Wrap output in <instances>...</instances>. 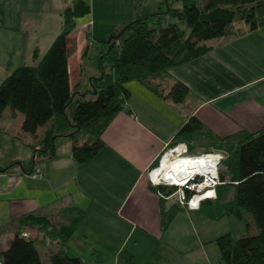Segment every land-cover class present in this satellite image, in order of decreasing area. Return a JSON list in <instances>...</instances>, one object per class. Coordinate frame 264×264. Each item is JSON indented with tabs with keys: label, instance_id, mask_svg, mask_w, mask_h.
<instances>
[{
	"label": "crops",
	"instance_id": "crops-1",
	"mask_svg": "<svg viewBox=\"0 0 264 264\" xmlns=\"http://www.w3.org/2000/svg\"><path fill=\"white\" fill-rule=\"evenodd\" d=\"M138 1L0 0V85L16 69L37 64L61 33L65 11L83 2L89 12L76 20L69 58L71 85L79 90L90 44L114 36L143 9L155 12L166 0H145L141 8ZM162 16L151 21L153 27L157 21L164 25L165 18L174 21L171 14ZM169 73L188 87L185 101L173 104L136 81L127 83L129 108L113 119L102 136L104 149L87 164H76L71 139L59 138L54 156L37 158L27 173L24 166L34 159L41 134L37 139L22 134L23 116H8L0 133V252L14 238L4 230L14 220L39 210L60 220L76 208L85 215L67 254L87 264L222 263L214 243L223 233L225 218L216 219L221 206L210 200L198 211L183 208L176 197L153 189L148 174L192 117L205 130L182 138L193 146L191 155L201 152L209 132L224 137L264 130V26L223 38L211 53ZM24 233L44 241L38 231Z\"/></svg>",
	"mask_w": 264,
	"mask_h": 264
},
{
	"label": "trees",
	"instance_id": "trees-1",
	"mask_svg": "<svg viewBox=\"0 0 264 264\" xmlns=\"http://www.w3.org/2000/svg\"><path fill=\"white\" fill-rule=\"evenodd\" d=\"M175 1H182L183 8L173 9L166 0L164 5L169 7L166 13L183 22L189 35L177 24L164 26L157 21L151 28L149 20L166 13L161 12V7L155 12L143 9L136 19L115 32L112 39L102 41L100 76L92 78V91L84 94L72 87L69 72L71 35L77 18L89 12L83 2L65 11L61 33L37 64L20 67L3 81L0 133L4 132L1 121L8 109L13 117L23 116L22 134L37 137L39 129L51 122L43 141L33 148L34 159L24 166L27 173L32 171L37 158L54 156L55 142L59 138L71 139L76 164L91 162L104 149L102 136L113 119L129 108L131 93L127 83L136 81L164 101L183 103L189 89L170 76L171 69L211 53L223 38L241 37L264 26V0ZM139 3L138 8H141ZM123 31L116 40L115 36ZM105 46H108L107 51H104ZM88 95L95 97L88 99ZM203 129L205 125L199 119L190 118L170 147ZM16 137L25 141L23 136ZM201 143L206 154L221 151L226 155L219 168L222 184L217 187L215 202L221 206L218 212L221 214L216 219L234 217L245 221L249 214L258 230L257 235L240 239L231 233L217 238L214 243L222 262L264 264V130L224 137L209 132L207 140L204 138ZM187 146L192 153L193 146L189 143ZM153 189H159L166 198L176 191V188L163 186ZM84 215L82 210L68 208L58 220L39 210L14 220L4 227L5 231L14 233V238L9 248L0 252V264H87L67 254L68 243ZM250 228L251 223H248V231ZM26 230L40 232L56 244L58 250L47 254V259L43 260L39 249L42 241L24 238L22 234Z\"/></svg>",
	"mask_w": 264,
	"mask_h": 264
},
{
	"label": "built area",
	"instance_id": "built-area-1",
	"mask_svg": "<svg viewBox=\"0 0 264 264\" xmlns=\"http://www.w3.org/2000/svg\"><path fill=\"white\" fill-rule=\"evenodd\" d=\"M225 158L222 152L191 155L187 145L181 143L163 152L158 166L149 171V180L153 187L176 188L171 197H176L181 207L198 211L203 202L217 198V187L222 184L219 168ZM173 165H179L182 170L168 172ZM165 175L167 178L162 181ZM22 236L28 237L25 233Z\"/></svg>",
	"mask_w": 264,
	"mask_h": 264
},
{
	"label": "rangeland",
	"instance_id": "rangeland-1",
	"mask_svg": "<svg viewBox=\"0 0 264 264\" xmlns=\"http://www.w3.org/2000/svg\"><path fill=\"white\" fill-rule=\"evenodd\" d=\"M144 3H146L145 0H141L139 4H141V6H143ZM176 3H177V1H174V2L171 3L173 5V7H172L173 9L176 8V7L177 8L180 7L179 9H182L183 8L182 5H180L179 7H178V5H175L174 6V4H176ZM148 7L151 8L152 6H148ZM158 9H159V7L155 8V11H157ZM168 10H169V7L167 5L162 6L163 13L168 12ZM160 16L161 17H165V16H162V15H160ZM153 20L154 19H150L149 20V23H150L149 26L150 27H153L154 26V24L151 23V21H153ZM172 20H174V21L171 24H177L181 28V30L185 33L186 36L189 35L190 32L186 29V27H185V25H184L183 22L179 21L178 19H176L173 16L171 17V21ZM168 23H170V22H167V20L165 18V21L163 22L164 26L168 25ZM111 37H112V34H109L105 38H98V39H104V40H101V41L107 42ZM102 46H103L102 45V42H99L98 43L97 40L96 41H93V43L90 44V48L88 49L87 55L84 57V64H83L84 67L82 68V71H81L83 76H82L81 84H80L79 90H78L81 93H84L85 94L88 91H92V88L93 87H91L92 85L88 83L90 77H92V76H94V77L98 76L99 77L100 76L99 59H100V54H101L100 53L101 52L100 48ZM107 49H108V46H105L104 47V51H107ZM88 96H89L88 99L95 97V96H91V95H88ZM10 115H11V112L8 109L6 111V114H5L4 118L1 121V124H3V122ZM20 116H22V115H20ZM50 125H51V122L48 124L47 127H41V129H39L37 136L40 137V134H41V137H40L41 138V141H43L44 136H45V132H46L47 128L50 127ZM34 139H37V137H34ZM41 141H40V143H41ZM203 147H205V146H203ZM204 151L205 150L203 148L201 150V152H198L197 153V155L198 154H206V153H204ZM214 152L215 153H218V152H221V151H214ZM207 154H211V153H207ZM33 155H34V151H33V154H32V159H33ZM30 162L31 161H29L27 163V165L30 164ZM38 177H39V175H35L34 176V178H38ZM222 211L223 210H221V212ZM217 212H218L217 210L214 211V213H217ZM50 216H52V215H50ZM57 217L59 218V215ZM223 220L224 221H222V223H221L222 231H223V233L221 234V236H223V235H225L227 233H231L236 239H240V238L247 237L249 235L255 236V235L258 234L257 227H256L255 223L253 222V219L251 218V216L249 214L246 215V220L245 221H240V220H238V219H236L234 217L231 218V219L225 218ZM248 223H251V228H250L249 231L247 229V224ZM41 236H42V234H41ZM30 238H33V237H30ZM43 239H44V241L42 242L41 245H39V249H40V251L42 253L43 260H46L47 259L46 258V255L47 254H50L51 252L57 251L58 248H57V245L56 244L53 245V243H51V241L49 239H45V237H43ZM220 263L221 262H219V264ZM221 264H224V263L222 262Z\"/></svg>",
	"mask_w": 264,
	"mask_h": 264
},
{
	"label": "bare ground",
	"instance_id": "bare-ground-1",
	"mask_svg": "<svg viewBox=\"0 0 264 264\" xmlns=\"http://www.w3.org/2000/svg\"><path fill=\"white\" fill-rule=\"evenodd\" d=\"M204 163L207 164V161L204 162ZM165 168H166V166H165V164H164V165H163V169H165ZM167 169H168V168H167ZM170 170H172V172H176V171L182 170V167H180L179 165H173L172 167L169 168L168 172H169ZM168 172H167V173H168ZM166 178H167V175H165V176L163 177L162 181H165Z\"/></svg>",
	"mask_w": 264,
	"mask_h": 264
},
{
	"label": "water",
	"instance_id": "water-1",
	"mask_svg": "<svg viewBox=\"0 0 264 264\" xmlns=\"http://www.w3.org/2000/svg\"><path fill=\"white\" fill-rule=\"evenodd\" d=\"M123 34H124V31H123V32H121V34H120V35H118V36H115L116 40H119V39H120V37H121ZM112 37H113V36H112ZM112 37H111L110 39H112Z\"/></svg>",
	"mask_w": 264,
	"mask_h": 264
}]
</instances>
